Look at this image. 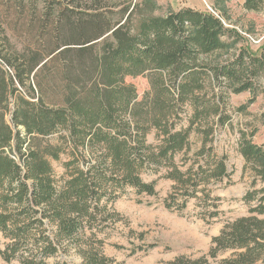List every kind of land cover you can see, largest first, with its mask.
Segmentation results:
<instances>
[{"label":"trees","instance_id":"trees-1","mask_svg":"<svg viewBox=\"0 0 264 264\" xmlns=\"http://www.w3.org/2000/svg\"><path fill=\"white\" fill-rule=\"evenodd\" d=\"M263 2L243 6L257 11ZM27 6L42 35L17 48L4 19ZM155 8L152 0H0V60L8 66L0 65L5 262L65 264L59 257L74 249L81 264H110L100 235L118 219L113 203L130 191L156 195L159 179L172 182L167 209L182 211L195 197L197 214L207 222L218 217L209 185L228 181L231 171L214 142L218 130L233 126V114H246L256 100L264 41L252 49L209 10L182 6L159 15ZM137 76L149 84L141 97L125 80ZM245 91L250 98L232 106L230 96ZM257 131L255 124L237 129L250 169L247 214L226 223L205 254L164 264H210L220 255L219 264H264V146L253 141ZM151 133L155 142H148ZM192 133L200 145L188 156ZM52 161L61 164L60 175ZM147 170L163 173L146 181Z\"/></svg>","mask_w":264,"mask_h":264},{"label":"rangeland","instance_id":"rangeland-1","mask_svg":"<svg viewBox=\"0 0 264 264\" xmlns=\"http://www.w3.org/2000/svg\"><path fill=\"white\" fill-rule=\"evenodd\" d=\"M123 1V0H122ZM126 2H140L141 0H124ZM155 4V13L162 15L176 10L182 6H190L201 10H209L218 14L228 27L236 28L245 33L250 40L252 49L264 41V2L257 10H246L244 0H152ZM42 14V6L39 8ZM31 6L24 10L12 9L4 19L5 31L14 47L20 48L33 44L42 35V22L36 23ZM42 40V38H41ZM41 40L39 42H41ZM252 40H259L254 42ZM238 45L228 52H221L219 60L233 54ZM2 68L8 71V66L0 60ZM126 82L135 86L139 97L148 90L149 84L146 77H126ZM264 79L259 82L256 100L248 107L246 114L234 113L232 127H225L217 132L214 142L218 154L227 156V164L231 171L229 180L226 179L209 185L210 195L218 198L216 203L219 215L207 222L200 214L199 200L190 198L182 211H174L164 206L163 200L172 190L169 179H159L156 184L157 194L154 196H137L133 192L119 197L112 205L118 219L112 224L111 230L100 237L104 239L103 254L108 257L110 264H164L174 258L184 255L197 258L205 254L211 246L212 238L216 236L223 226L246 215L249 204L242 200L250 182V169L245 166V160L237 149V129L246 125H257L258 131L253 141L264 146V123L259 124V118L264 111ZM249 91L230 96L232 106L243 104L250 98ZM9 119V115L6 116ZM192 152L199 145L197 134L190 136ZM148 142H155L153 133L148 136ZM180 155H177V159ZM64 157H62V160ZM52 166L57 175L63 172L59 162L52 161ZM245 166V169H244ZM163 173H154L147 170L142 173L143 179L151 181ZM200 196V193H198ZM140 199V202L138 201ZM7 240L0 234V247ZM149 244L152 248L146 249ZM225 255L218 256L210 264H219L218 260ZM65 264H81V256L71 249L67 254L59 257ZM52 263L54 260H48ZM0 264H18L17 260L5 262L0 258ZM262 264V263H258Z\"/></svg>","mask_w":264,"mask_h":264},{"label":"built area","instance_id":"built-area-1","mask_svg":"<svg viewBox=\"0 0 264 264\" xmlns=\"http://www.w3.org/2000/svg\"><path fill=\"white\" fill-rule=\"evenodd\" d=\"M211 12H213V11H211ZM213 13L216 14L215 12H213ZM216 15L218 16V14H216ZM220 19H221V21L224 23V25L227 26V24L224 22V20H223L221 17H220ZM239 32L242 33L243 35H245V33L241 32L240 30H239ZM252 41H254V42H256V43L259 42V40H258V41H257V40H256V41H255V40H252Z\"/></svg>","mask_w":264,"mask_h":264}]
</instances>
